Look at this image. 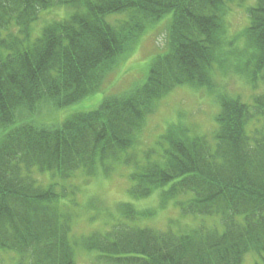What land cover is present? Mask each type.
<instances>
[{"label":"trees","instance_id":"16d2710c","mask_svg":"<svg viewBox=\"0 0 264 264\" xmlns=\"http://www.w3.org/2000/svg\"><path fill=\"white\" fill-rule=\"evenodd\" d=\"M224 3L0 0V249L22 254L20 264H77V247L96 254L100 264H244L252 253L264 259V0L250 10L245 32L247 78L261 94L248 104L221 97L211 139L181 131L142 159L134 152L136 135L159 99L177 86L211 83L223 46ZM53 8L73 13L31 43L33 24ZM168 14L169 51L152 60L143 82L59 126L18 125V112H31L42 101L65 107L94 94L148 26ZM109 15L124 19L108 23ZM118 162L131 169L133 199L159 192L164 203L176 201L181 215L214 223L182 232L172 225L161 232L121 224L73 240L72 214L35 174L71 180L98 168L108 173Z\"/></svg>","mask_w":264,"mask_h":264},{"label":"rangeland","instance_id":"374dc122","mask_svg":"<svg viewBox=\"0 0 264 264\" xmlns=\"http://www.w3.org/2000/svg\"><path fill=\"white\" fill-rule=\"evenodd\" d=\"M255 4L256 0H233L229 2L224 16L226 30L223 35V46L220 54L221 64L215 65L213 89L179 86L157 102L155 112L147 117L139 135L140 142L137 145V152L140 157H142L143 151L156 147L160 142L165 143L164 136L171 128L184 127L191 129L193 127L199 131L201 128L206 129L208 125L212 126L214 115L219 111V104L216 102L217 98L224 93L229 95H231L229 92L238 93L243 97L245 103H250L251 99L247 92L251 90L245 66V61L248 59L250 51H248L249 47L244 32L249 25V10ZM61 16L65 18L68 14L58 12L56 9L44 11L40 19L33 25L31 40L35 41L39 38L47 24L54 19L58 21V17ZM116 17L119 16H107L106 21L112 22ZM171 19L172 15L168 14L159 23L153 25L141 38L134 53L127 55L126 58L124 57L122 62L108 75L96 93L66 108L59 109L54 104L49 103L40 104L34 112H20L18 125L27 122L35 126L53 127L70 119L75 114L96 109L107 97L132 89L137 83L147 77L151 60L167 50ZM16 31L14 29V32ZM174 133H179V131ZM202 134L211 136L212 132L209 131ZM51 176V173H45L38 178L41 182L48 185L51 184L48 183ZM51 182L61 183L58 177L52 178ZM128 185L129 181L125 178V170L121 165L110 178L102 175L92 178L85 177L78 185L80 193L77 198L81 205L73 208V210L78 211L79 219L88 218L90 221V216L93 213H100L102 219H104L105 214L103 212L92 210L89 205V200L96 197L98 198L96 201L102 210L108 207L114 208L119 202L131 203L140 213V217L148 218V216H153L148 222H140L139 225L141 227L149 224L152 227L163 229L174 220L175 225L173 228L179 232L197 228L204 223L213 224L215 221L207 217L181 215L180 209L175 206L174 200L163 207L159 192L155 193L154 198L140 202L130 201L126 191ZM71 200L72 198L69 197L62 200L61 204L66 206L70 204L72 206ZM120 211V207L113 209L111 217L114 218L116 216L117 219L124 221L118 215ZM88 225L90 224L81 220L76 222V225L73 222V238L99 230L97 226ZM245 259L244 264H264L255 254H248ZM21 260L22 256L18 252L0 250V264H19ZM76 261L80 264H98L91 255L87 256L84 250L76 251Z\"/></svg>","mask_w":264,"mask_h":264},{"label":"bare ground","instance_id":"6f19581e","mask_svg":"<svg viewBox=\"0 0 264 264\" xmlns=\"http://www.w3.org/2000/svg\"><path fill=\"white\" fill-rule=\"evenodd\" d=\"M225 2H227L228 0H224ZM220 10H223L224 11V6H223V8L222 9H220ZM239 180L241 181V180H243V178H239Z\"/></svg>","mask_w":264,"mask_h":264}]
</instances>
